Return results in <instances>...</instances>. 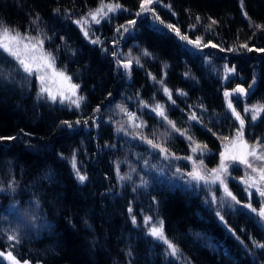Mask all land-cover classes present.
<instances>
[{
  "label": "trees",
  "instance_id": "1",
  "mask_svg": "<svg viewBox=\"0 0 264 264\" xmlns=\"http://www.w3.org/2000/svg\"><path fill=\"white\" fill-rule=\"evenodd\" d=\"M142 2L0 0V24L42 42L79 95L77 106L39 93L0 50V228L12 222L17 238L7 248L31 264H264L263 221L215 205L179 169L217 162L240 125L232 109L264 153V111H251L264 106V0ZM100 3L120 7L85 36L76 20Z\"/></svg>",
  "mask_w": 264,
  "mask_h": 264
},
{
  "label": "rangeland",
  "instance_id": "2",
  "mask_svg": "<svg viewBox=\"0 0 264 264\" xmlns=\"http://www.w3.org/2000/svg\"><path fill=\"white\" fill-rule=\"evenodd\" d=\"M102 4L108 5V4H112V3H100L95 8L88 11L82 17H80L76 20V21H87L83 25L76 23L78 28L82 32V34L85 35V32H87V35H85V36H88L91 28L93 29V27H94L93 25L97 24L94 20H92L89 13L95 12L98 8L101 7ZM104 11H107V9L105 8ZM114 12H109L106 16L98 17V19L102 20L103 18H106L107 16L113 14ZM12 34H14V33H12ZM0 39H4L3 34H2V30H0ZM24 43H30V44L36 45V51L34 53H30L29 55H35L38 58L42 55L43 56H50L49 53L44 50V48L41 46L40 43H38L34 40L26 39L21 43V45H20L21 49H23ZM52 62H53V60H52ZM37 63L43 65L44 62L38 60ZM125 64H128V63L125 62ZM20 69L23 72L22 68H20ZM57 73H63L64 76L69 77L62 70L57 69L54 66V63H53V66L51 68H48L46 66H42L40 68V71L38 73L34 72L33 75H28L27 73L23 72V74H25L27 76L34 77L35 83L37 84V90L39 93H41L40 92L41 81L39 79V76L43 75L45 78L44 86L50 90L52 95H55L56 100L66 101L70 104L77 105L78 101H79V95H78L77 87L74 90L70 87V85H76V84L73 83L71 81V79L70 80H64L63 77L57 75ZM41 94H45V95L50 97L49 92H44ZM74 101L76 103H74ZM239 129H240V125L236 128L233 136H231L229 139L226 140L225 143H223L221 150H220V153H219V156H218V159H217V162L215 164L210 165V166L203 165L199 161H196L192 157H190L189 161L184 162V165L179 167V169L182 173L186 174V178L188 179V181L191 184H194L196 187H198L204 193L205 197H207L211 202L215 203V205H220L224 208H229L232 210H234L235 208H240L242 206L249 209V211L250 210L252 211V209H256L257 211H255V212L252 211V212L257 217H259L258 212L262 207H264V197H261L259 195V193L256 191V186H250V185L252 184L253 179L259 181V169L264 168V160L256 159L255 156H250V155L246 156V159L252 165V167L249 168L247 166V164L241 163L238 159L233 160L230 157L245 155L248 151H251L253 149L255 150L257 156L264 155L263 148L261 149L263 142H260L258 144L256 142H253L251 145H248L244 139H243V142H241L237 138V132ZM245 145H247V147H245ZM194 147H196V146L195 145L185 146L184 147V152H185L184 154L189 153L190 148H191L192 154H194V155H198L199 153H202V152L205 153L204 150L202 151V149L200 150L199 148L195 152H193L192 149ZM261 153H263V154H261ZM222 154L225 157H227L224 161L225 164L227 165V172L221 174V179L224 180V183L227 185L228 191L231 192L232 196H234L236 198L235 200H233L231 196H228L225 193L224 184H221L219 180H216L215 182H213V178L216 175L214 170L219 169L221 159H222ZM253 168L257 169V171L254 172ZM194 169L196 171H199V173L202 176H204L206 178V180H195L190 175H188L189 173L193 172ZM229 181L232 182V186L234 187V189L237 190V193L240 192L241 198L239 196H236L234 191L230 188V186H229L230 183H228ZM257 186L264 188V182H260ZM240 199H243L244 202H241ZM237 201L239 203H237ZM247 205H250L251 207H247ZM224 210H226V209H224ZM259 218L264 223V219H262L261 217H259ZM141 224L147 230L146 232L152 238L162 242L164 244V246L167 248V250L169 251V254H171V250L168 248V244L165 243L164 239H159V238L151 235V229L153 227H157V228L160 227L161 223L159 222V219L156 217L146 215L142 218ZM9 226L11 228L8 227L7 230H5L2 227H1L2 229L0 228V240L3 244V248H0V253H3V255H0V260H2L5 264H12V261L9 260L7 257V253L10 252L8 250L7 246L9 245L10 242L14 241V240H8L7 237L10 235L16 236L15 230H14L15 229L14 224L12 222H10ZM165 239L168 240L166 237H165ZM172 256H174V255H172ZM17 261H19V260H17ZM19 264H25V262L19 261ZM28 264H31V263H28Z\"/></svg>",
  "mask_w": 264,
  "mask_h": 264
},
{
  "label": "snow or ice",
  "instance_id": "3",
  "mask_svg": "<svg viewBox=\"0 0 264 264\" xmlns=\"http://www.w3.org/2000/svg\"><path fill=\"white\" fill-rule=\"evenodd\" d=\"M151 3H152V0H144V2H142L140 5L141 11H148L149 9L146 7V5L151 4ZM119 7H120L119 4H116V5H112V4L104 5V4H102L100 8H98L95 12H90L89 15L91 16L92 20H94L98 24V23H100V19H98V17L106 16L109 12H114ZM105 8L107 9V11H104ZM86 22L87 21H76V23L80 24V25H83ZM132 23H134V22H132ZM213 23H215V21H213ZM167 27L172 29L173 25L169 24V25H167ZM0 29H2V34L4 37V39H0V50L7 53L8 56L12 57L18 63L19 67L22 68L24 73H27L28 75H33L34 72L38 73L42 66H46L48 68H51L53 66L52 58L50 56H43L42 55L38 58L35 55H29L30 53H34L36 51V45L30 44V43H24L23 49H21L20 45L24 40L28 39L27 37H22L19 32H15L14 34H12V30H10L9 27L4 26L3 24H0ZM117 30L119 31V29H117ZM174 30L177 32V35H179V30L178 29H174ZM85 35H87V32H85ZM181 39H187V37L181 36ZM95 42L96 41H93V43H95ZM39 43L42 44V42H39ZM195 43L197 45H199L200 41L197 40V41H195ZM213 46H215V45H213ZM242 47L247 48L248 46L245 44V45H242ZM249 51H251V49H249ZM145 54H147V53H145ZM38 60L43 61L44 62L43 65L37 63ZM128 66H129L128 64L124 65L125 68H127ZM57 75L63 77L64 80H70V78L64 76L63 73H57ZM39 79L41 81L40 92L41 93L49 92L51 99L55 100L56 99L55 95H52L50 90L44 86V80H45L44 76L43 75L39 76ZM70 87L74 90L77 86L76 85H70ZM164 91L168 95L169 99H171V96H172L171 92L167 88H165ZM238 91L243 93L245 90L243 88H240V89H238ZM228 95H229V93L226 92L225 96L227 97ZM74 103H76V102L74 101ZM173 103H174V101H173ZM77 106H79V105L77 104ZM228 106H229V108H232V104L230 101H229ZM232 110H233V114L235 115L236 119L240 121V129L237 132V138L241 142H243L244 120L241 118L240 114L235 111V109H232ZM153 111H155L157 113V115L161 116L163 118V120H167V116L165 114V111L160 104H157L155 106V108H153ZM245 111H248V109H245ZM251 111L253 112L252 119L255 120L257 118V115L261 111H264V106L253 108ZM128 115H129L130 119H134V117L131 113H129ZM191 118L196 119L194 114L192 115ZM167 122L169 125H171V127L175 131H177V132L180 131L179 129H176L174 122H172L170 120H167ZM0 139H3V138L0 137ZM9 139H11V138H9ZM189 139H191V137H189ZM147 143L150 144L153 148H159L162 153L167 152V149L161 147V145H159V144L153 143L151 140H148ZM199 147H200V145H196V147H194L192 149L193 152H195ZM245 147H247V145H245ZM248 155L255 156L256 159H259V160H264V155L257 156L254 149L251 151H248L245 155L232 156L230 158L233 160L238 159L241 163H245V164H247V166L249 168H251L252 167L251 163H249L248 160L246 159V156H248ZM226 158L227 157H225L222 154V159H221L219 169L214 170L216 175L213 178V182H215L216 180H219L221 184H224L225 193L228 196H231L233 200H235L236 198L234 196H232L231 192L228 191L227 185L224 183V180L221 179V174L227 172V165L224 162ZM73 168L74 169L76 168L75 160H73ZM253 171L255 172V171H257V169L253 168ZM188 175H190L195 180H206V178L204 176H202L199 173V171H196L195 169L193 172L189 173ZM77 177L81 182L86 180V176L81 175L78 170H77ZM260 182H264V168L259 169V181L253 179L252 184L250 185V186H256V191L259 193V195L261 197H264V188L257 186ZM237 203H239V202L237 201ZM247 207H251V206L247 205ZM252 211L255 212L257 210L252 209ZM258 215H259V217L264 219V207H262L259 210ZM133 222H135V220ZM162 229H163V223L161 222L160 227H158V228L153 227L151 229V235L155 236L159 239H164L165 243L168 244V248L171 250V254L175 255L177 252V248L170 241L165 239ZM7 238H8V240H16L17 239L15 235H10ZM254 243H256V242H254ZM256 247L264 248V244L256 243ZM0 255H3V253H0ZM7 257L9 260L12 261V264H19V261L16 260V258L12 255L11 252L7 253ZM25 264H28V262L25 261Z\"/></svg>",
  "mask_w": 264,
  "mask_h": 264
}]
</instances>
